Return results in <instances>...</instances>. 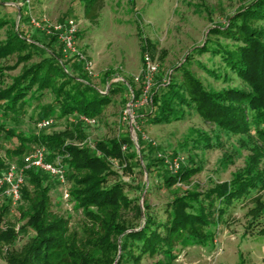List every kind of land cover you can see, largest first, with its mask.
Wrapping results in <instances>:
<instances>
[{"label": "trees", "instance_id": "obj_1", "mask_svg": "<svg viewBox=\"0 0 264 264\" xmlns=\"http://www.w3.org/2000/svg\"><path fill=\"white\" fill-rule=\"evenodd\" d=\"M81 2L85 19L94 22L103 0ZM6 24L0 21V30ZM208 36L194 52L219 58L244 88L208 90L192 72L180 66L176 69L179 78L169 77L166 84L154 89L149 104L137 118L153 125H167L182 121L185 110L191 109L221 132L254 140L253 153L244 169L234 173L230 180L205 192L185 191L175 196L166 206L164 222L156 221L148 213L149 204L143 198V224L128 228L121 222L122 212L133 204L124 192L128 185L121 181L106 184L113 174L109 159L123 165L124 171L129 170L130 161L137 159V151L128 136L108 143L99 142L97 146L102 155L96 156L87 148L66 144L59 135L29 139L15 134L10 127L24 115L29 100L47 91L53 96V105L42 113L46 116L57 110L60 118L70 115L96 118L110 104L108 95L99 93L84 79L69 75L61 54L39 47L18 29L6 34L0 41V61L14 57L15 63L11 67H0V138H15L19 142L15 150L6 154L9 157L24 155L23 146L29 144L45 147L47 160L59 159L65 167L66 179L71 182L69 198L86 220L82 229L84 238L79 240L75 232H70L67 222L53 216L49 210V189L43 185L49 176L35 169L28 170L20 204L27 202L29 207L21 211L26 222L19 230L30 231L33 237L21 254L7 259V264H141L144 257L153 258L158 254L171 261L175 247L204 245L212 240L209 228L221 220L235 202L250 198L254 205L252 218L264 214L261 199L252 196L264 190V168L259 169L264 158V0H252L228 18L225 26L209 29ZM37 52L44 57L33 62ZM146 52L147 49L141 47L142 61ZM19 67L18 74L6 83V72ZM202 70L209 77L220 79L216 72L205 67ZM107 92H111V87ZM218 140L216 137L215 141ZM137 142L148 173L151 164L144 155L142 138L137 136ZM188 142L192 147L209 149L213 146L208 134L195 129H189ZM123 147L127 152L122 151ZM188 162L179 165L176 174L166 171L162 175L165 188L186 183L200 172L192 160ZM4 170L5 162L0 156V175ZM136 190L148 193L145 184L137 186ZM6 209V206L0 209V252L16 238L14 228L1 229ZM140 212L137 207L138 218ZM258 234L264 239V224Z\"/></svg>", "mask_w": 264, "mask_h": 264}, {"label": "rangeland", "instance_id": "obj_2", "mask_svg": "<svg viewBox=\"0 0 264 264\" xmlns=\"http://www.w3.org/2000/svg\"><path fill=\"white\" fill-rule=\"evenodd\" d=\"M29 1V3H27ZM252 0H103L102 8L94 22L85 19L81 0H0V21L6 26L0 30V41L6 34L17 30L39 47L61 54L63 67L71 76L80 77L93 89L107 94L110 104L103 113L94 118V126L80 125L77 115L59 117L55 110L44 115L43 110L53 105V96L44 92L31 99L20 115L18 122L10 126L15 134L25 138L59 135L66 144L87 148L92 154L101 156L99 142L108 143L112 139L128 136L136 151L137 159L129 162L128 171L123 165L109 159L113 172L107 185L123 182L128 185L124 192L132 201L129 210L122 212L121 222L128 228L143 224V198L149 204L148 213L158 222L165 221L168 203L185 191L205 192L217 184L230 180L231 176L245 167L252 155L254 140L244 136H232L219 131L212 124L204 122L193 110H185L182 121L165 125H153L139 121L141 111L149 104L150 94L169 77L179 78L176 69L184 66L193 73L208 90L219 91L227 88H244L240 80L225 69L219 58H211L209 53L199 55L194 50L201 47L209 38L208 31L214 26H225L228 18ZM32 20L50 28L38 30ZM68 20L76 24L74 54L65 56L62 44L53 27ZM141 47L147 49L146 55L157 67L149 85L143 81V61ZM44 55L41 52L33 58L38 62ZM15 58L0 61L1 66H12ZM88 65L90 70L86 69ZM216 72L219 80L209 77L205 71ZM19 68L6 72V83L17 75ZM223 77L227 80L224 81ZM148 86V88H147ZM111 87V92L107 90ZM43 119L52 120V125L40 129ZM189 129L204 132L211 138L212 148L192 147L188 142ZM137 136L144 144V155L151 164L145 172L141 160ZM218 137V142L215 141ZM218 143V145L216 144ZM258 144V143H257ZM19 142L15 138H0V156L5 169L14 163L19 165L24 155L32 152L38 145H24V155L7 156V151L15 150ZM259 145V144H258ZM125 153L127 150L122 148ZM179 165L189 164L200 169L188 182L165 188L162 175L169 172L174 160ZM156 160H162L157 162ZM264 168V158L259 169ZM148 188L145 195L136 190ZM43 185L49 189L50 212L53 216L67 222L70 232H75L83 240L85 217L69 198L71 182L57 183L47 177ZM30 190V187H27ZM68 195V198L64 194ZM258 196L264 204V190ZM7 207L2 217L1 229L12 227L16 238L10 246L0 252V264L19 255L25 249L33 234L22 232L26 220L21 211L28 210V203L22 202L12 208L0 193V209ZM142 211L138 218L136 208ZM253 203L250 198L235 202L223 218L209 228L213 235L204 245L175 247L174 258L166 260L161 254L153 258L144 257L141 264H264V239L258 234L264 224V214L252 218ZM141 213V212H140Z\"/></svg>", "mask_w": 264, "mask_h": 264}, {"label": "built area", "instance_id": "obj_3", "mask_svg": "<svg viewBox=\"0 0 264 264\" xmlns=\"http://www.w3.org/2000/svg\"><path fill=\"white\" fill-rule=\"evenodd\" d=\"M29 3V1H27ZM32 26L38 30H45L46 33H49V27L39 25V23L32 20ZM54 32L56 33L59 41L62 44L63 53L65 56L69 54H74L75 50V35H76V24L72 20H68L62 25H56L53 27ZM86 69L88 65H85ZM143 71L142 78L147 85L153 79L157 71V67L152 63L148 55H144L143 58ZM148 88V86H147ZM79 122L85 126H94L96 120L89 117H79ZM52 125V120L43 119L39 122L38 127L40 129L48 128ZM169 170L172 174H176L179 168V161L176 159L169 165ZM38 170L50 178L54 179L57 183L65 185L66 184V171L65 167L60 163L59 159H56L54 162H49L47 160V150L43 146L34 148L31 153L23 156L21 163L10 164L0 175V193L1 195L8 200L12 208L17 207L21 202V189L24 185V177L28 170ZM64 196L68 198V195L65 193Z\"/></svg>", "mask_w": 264, "mask_h": 264}, {"label": "water", "instance_id": "obj_4", "mask_svg": "<svg viewBox=\"0 0 264 264\" xmlns=\"http://www.w3.org/2000/svg\"><path fill=\"white\" fill-rule=\"evenodd\" d=\"M141 214H142V211H141Z\"/></svg>", "mask_w": 264, "mask_h": 264}]
</instances>
